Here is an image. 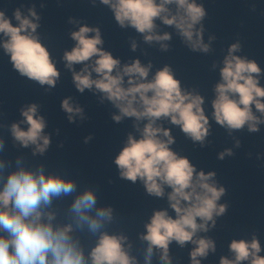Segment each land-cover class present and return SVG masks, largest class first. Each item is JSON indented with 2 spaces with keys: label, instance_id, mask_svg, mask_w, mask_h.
<instances>
[{
  "label": "clouds",
  "instance_id": "1",
  "mask_svg": "<svg viewBox=\"0 0 264 264\" xmlns=\"http://www.w3.org/2000/svg\"><path fill=\"white\" fill-rule=\"evenodd\" d=\"M99 3L109 8L121 29H134L145 44H157L162 52L169 50L172 34L161 32L160 25L174 29L193 52L208 54L213 50L216 36L209 34L205 42L203 21L207 10L198 0ZM23 8H15L12 17L0 10V49L21 77L54 88L61 72L37 31L41 16L34 4ZM68 23L76 26L69 33L75 43L61 59L71 72L75 89L79 93L89 90L101 104L110 102L117 110L111 119L116 123L132 119L138 134L129 132L113 159L119 178L133 184L139 181L149 196L167 198L168 208L154 209L144 223L145 231L138 234V239L146 243L143 264H152L154 257L159 264H173V242L181 248L192 245L190 264H202L210 253H215L216 242L201 233L214 229L217 218L226 213L227 203H220L226 188L217 181L215 171L197 170L187 156L172 148L175 137L164 122L179 127L188 139L204 147L211 135L205 97L194 88L183 87L168 64L154 73L151 60L144 64L135 58L122 64L103 47L98 26L74 17H69ZM130 47L137 50L136 39H131ZM241 50L237 40L228 46L219 64H212L213 69H219V80L212 89L211 120L230 136L245 128L256 133L264 125V85L260 82L264 69L255 59L238 55ZM77 65H81L79 70ZM60 107L69 122H75L77 116L86 118L71 96L62 99ZM19 113L21 119L6 126L13 144L31 149L33 157H43L50 148L51 136L44 131L47 121L40 105L25 104ZM233 139L234 147L239 148L241 141ZM90 140L91 135L84 138V143ZM58 146L63 147V143ZM4 147L5 139L0 136V151ZM232 155L233 149L225 148L218 159ZM65 197H71L66 221L58 218L54 207V201ZM113 221L114 208L99 204L92 186L80 188L76 179L48 171L43 163L29 166L23 155H17L14 162L0 156V264H140L132 254L129 237L107 230ZM82 234L94 238L88 249ZM228 250L230 256H221L219 264H264V248L255 233L251 239H232Z\"/></svg>",
  "mask_w": 264,
  "mask_h": 264
}]
</instances>
